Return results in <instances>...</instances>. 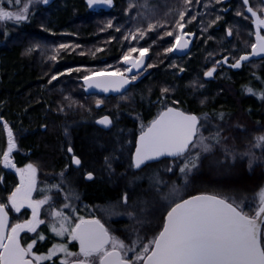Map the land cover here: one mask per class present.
Masks as SVG:
<instances>
[{"label": "trees", "instance_id": "1", "mask_svg": "<svg viewBox=\"0 0 264 264\" xmlns=\"http://www.w3.org/2000/svg\"><path fill=\"white\" fill-rule=\"evenodd\" d=\"M143 1L145 0H137V2ZM130 4L134 7L130 8ZM205 4L208 7H204ZM9 6L15 7L16 5L9 4ZM137 6L134 0H113L111 6L93 7H89L87 0H53L47 6L39 5L33 11L35 13H30L26 21L19 24L7 23L10 25L11 31L9 32L14 31L17 35L29 36L31 34L33 37L39 35L58 45L71 43V40H74L73 44L77 45L76 49H60L59 55L55 58L54 74L56 75L66 73L70 76L71 70L80 67L96 66V70L109 69V71L120 69L122 64L120 61L130 47L149 48L146 65L156 55L164 59L168 56L176 60H183L182 58L187 57L189 53H192L191 57L194 55L190 60L185 59L186 70L182 68L184 72L179 77L176 71H169V67H166L167 64L164 63L150 69L141 79V87L136 92L139 96L149 97V92L152 90L149 100L146 103L140 100L131 103L130 116L123 117L118 122L113 120L112 128L108 132L94 125V117L103 115V108L90 101L94 97L93 93L96 92L85 93L79 81L81 76L73 75L69 79H58L50 85L48 77L45 76L47 74L42 73L45 70L43 64L39 65L40 62L37 63L29 57L28 51H24L20 44L11 43V39H2L0 36V40L3 41L0 44V117L11 128L13 137L17 139V147L22 154L29 152L32 157L38 158L44 171L53 172L61 169L60 166L65 164L63 169L72 172L66 176L74 181L72 182L74 186L81 187L82 194L79 196L78 193V196L85 203H102L106 196L114 192L119 194V190L109 187L108 182L97 180L83 182L80 174L76 171L73 174L74 171L69 165L66 152L67 146H72L86 169H94L92 165L96 167L104 161L103 166L107 168L109 165L108 168L113 167L119 171L121 167L111 161L122 158V145L116 144L117 139L120 142V136L111 137L110 135L118 130V125L134 127V118L140 117L144 123L151 121L160 109L167 106L195 113L199 117H209L214 122H218V118L220 120L230 119L232 123L240 124L234 130L239 135L247 127L251 133L254 129L264 128V99L260 98V94L264 93V59L251 60L257 61L258 65L254 68L243 64L238 71L226 70L229 80L209 81L206 84V90L200 94L206 95L209 101L202 105L198 103L199 96L196 94V98L195 95H190L191 91L185 87L186 83L193 82L192 77L199 71L205 52L207 54L209 50H212L209 45L202 46L205 39L209 44H213L211 46H214L221 38H225L226 32L231 31V38L238 41L240 33L236 28L235 19L237 13L241 12V8H244L242 0H231L230 2L223 0L222 3H216L215 0H201V4H196L193 0L186 20L195 12L199 15L195 19L193 29L188 26L184 28V31L194 34V41L199 48H197L198 51L192 48L183 57L173 53L169 54L166 51L173 44L177 34L176 30H173V36H164L162 39L160 30L148 32L141 41L130 42L124 39V36L135 31L139 22L143 20L135 13ZM34 8L32 7V10ZM224 10H226L225 14ZM217 15H219V19H215L216 25L219 26L217 31L212 30L206 33L208 36L203 35L198 27L199 23L206 20L212 21L210 16L213 18ZM109 22L112 23V28L107 27ZM116 28L120 31H116ZM209 37L214 38V41ZM233 48H221L219 52L222 55L221 59L229 57L230 61L231 57L244 55L242 53L246 50L236 46ZM97 49H102V51H97ZM136 54L138 53L133 55ZM99 59L102 62L98 61ZM50 63L52 64L51 61ZM161 87L169 90L165 93L166 97L171 95L166 98L167 100L160 97ZM130 89L131 85L123 94ZM248 89H252L255 95L249 93ZM118 96L106 98H117ZM240 129L242 132L239 131ZM6 140L5 130L0 125V153L6 147ZM128 154L129 152H126V155ZM258 167H264V162L258 163L251 170L248 165L245 166V170L242 165H239L233 168V171L239 172L243 177H246L245 174L248 173L247 177L252 179ZM1 170L0 191L5 197L8 191H5L3 177L6 180L9 173L4 172L5 169L0 168ZM53 184L63 186V182L53 181Z\"/></svg>", "mask_w": 264, "mask_h": 264}, {"label": "snow or ice", "instance_id": "2", "mask_svg": "<svg viewBox=\"0 0 264 264\" xmlns=\"http://www.w3.org/2000/svg\"><path fill=\"white\" fill-rule=\"evenodd\" d=\"M215 2L222 3L223 0H215ZM5 3L20 7L16 11H9L0 6V23L19 24L29 18L31 4H48L49 0H0V5ZM112 3L113 0H88L89 7L111 6ZM183 3L186 7L177 10L178 19L174 23V29L177 31L175 43L166 49L167 52L184 51L190 43L185 37L193 35L184 32L186 23L196 19L192 16L185 22V17L191 10L188 6L192 5L193 0H183ZM195 3L201 4V0H195ZM242 4L244 12H238L237 15L244 16V19L251 18L255 26V42L251 44L250 55L264 56V35H261V29H264V0H259L258 6L255 7L250 0H242ZM129 7L132 8L134 5L130 4ZM204 7L208 5L205 4ZM245 12L250 14V17L245 15ZM107 27L112 28V23L109 22ZM157 27L163 25L149 23L146 30L137 28L125 35L124 39L130 42L142 40L148 32L156 30ZM115 30L120 31L119 28ZM173 34L171 30L163 33L167 36ZM228 35H232V32L229 31ZM60 47L65 48L67 45ZM148 52L147 47H130L122 57V63L127 65L125 69L112 71L102 69L99 72L89 73L83 77L87 89L120 92L138 78L137 75L129 77L127 73L133 70L139 73L142 68L152 67L151 64L145 65ZM134 53L138 55L134 56ZM55 58V56L51 57V59ZM249 59L248 54L242 55L231 66L239 68L241 62ZM215 70L213 67L205 75L212 77ZM57 78L54 75L52 80ZM168 91L165 88L162 93ZM247 91L255 95L252 89ZM260 98L264 99V93L260 94ZM100 103L101 101L98 100L97 106ZM96 122L105 127L112 123L107 116ZM3 127L7 130L8 136L7 151L2 154L3 167L16 171L19 184L8 196L7 203L0 202V264H44L45 261H52L53 257L59 254H63V258L59 259L58 264H264V187L258 190V199L257 196H253L251 200L239 202L212 194H199L177 200L176 190L173 189L166 198L170 200V204L164 216L162 230L147 241L137 235L130 244H126L116 237L101 219L73 215L77 209L70 201L78 199L75 193L70 192L65 196L63 207L57 208L49 193L62 191L61 184L39 189L44 193L43 198L33 199V193L38 190L37 169L31 163L23 168H17L12 160V153L16 147L13 132L7 124ZM204 127L205 125L196 115L167 107L150 122L146 129L142 126L134 152V167L139 169L148 161L171 157L174 158V162H181L178 171L187 183L188 175L200 166L202 156L212 152L221 144L219 131L205 135ZM253 147L264 148V135L254 138ZM68 151L72 152L71 147ZM225 154L226 156L230 154L228 149H225ZM243 155L249 157L250 170L258 163L264 162V157H257L250 151ZM235 158L232 154V159ZM72 163L79 166L81 161L73 156ZM167 171L169 173L174 171V163L167 168ZM87 178L92 179V174L89 173ZM155 183L161 184L162 181L156 179ZM122 203L128 204L127 194L122 197ZM9 206L16 213H20L21 209H30L31 218L10 225L7 210ZM45 206H47L46 215L50 217V231L54 236L59 237L61 242L54 244L46 254H37L33 252L37 241L46 239L37 231L40 225L45 224V220L41 219V209ZM63 209H69L70 214H65ZM103 211L108 217L115 215L109 209ZM127 215L129 218H135L133 212H128ZM25 232L35 236L30 242L22 244L21 233ZM64 237H68L66 242ZM73 241L78 243V251L70 250L69 245ZM129 253H132L131 257Z\"/></svg>", "mask_w": 264, "mask_h": 264}, {"label": "rangeland", "instance_id": "3", "mask_svg": "<svg viewBox=\"0 0 264 264\" xmlns=\"http://www.w3.org/2000/svg\"><path fill=\"white\" fill-rule=\"evenodd\" d=\"M53 0H49V3H51ZM88 1V0H87ZM138 4L137 9L135 10V13L137 15L141 16L142 21L139 22L138 28L141 30H146L147 25L149 23L157 24V25H163V27H157L156 30L161 31V35L167 31H175L174 26L172 24L175 23V21L178 19V11L177 10H183L186 6L183 3V0H145L143 2H137ZM231 0H226V2H230ZM48 3V4H49ZM250 3L255 7L258 6L259 0H250ZM48 4H45L44 6H47ZM5 5V6H4ZM3 7L6 8V10L9 11H16L20 6L11 7L9 4H4ZM39 5H43V3H34L30 5V13L34 14L33 12L36 8H38ZM1 6V5H0ZM32 7H35L32 10ZM190 7V6H188ZM226 10L223 11V13ZM241 12H244V8H241ZM225 14V13H224ZM197 14H191L189 16H195L197 17ZM245 15L250 14L245 12ZM219 17V15L214 16L212 21H204L202 23H199L198 27L202 31L201 33L205 35L209 31H217L219 28L218 25L215 23V19ZM234 19V18H231ZM237 23V29L239 30V39L237 41L231 38L230 35H228V32H226L225 38H221L218 43L214 46H211L213 44H209L207 40L205 39V43L202 46L209 45L212 50H209V52L203 55V59L201 61V66L199 67V71L196 72L194 77H192L193 82L186 83L185 87L186 89H189L191 91L190 95H195L194 97L197 98L196 94L199 96V104L202 105L209 101V98L206 95H200L201 92H204L207 88L206 84L209 81H223V80H229L227 71L228 69L224 68L223 66H217L216 63L221 61L222 55L219 53L221 48L229 47L233 48L234 46L246 49L244 53H249L251 50V44L255 42V26L252 23V19H244V16L237 15V18L235 19ZM250 21V22H249ZM185 22H187L185 17ZM233 22V21H232ZM6 23H0V36L2 39H11V43L20 44L24 51H28L29 57H32L35 62L39 63V65L43 64V67L45 70L42 72L46 77H48V82L50 85L55 83L58 79H69L70 76L73 75H79L81 78L79 81H81L85 93H89L86 87V84L83 80V77L86 75H89L91 72H97L100 70H96V66L92 67H80L74 70H71L70 76H68L66 73L63 74H54V67H56V62H54L55 59H51L52 56L57 57L59 55V51L64 49L72 50L73 48H77V45L75 46L73 44V39L71 40V43H64L61 45H67L65 48H61V45L54 44L51 42L50 39L42 38V36L34 35V37L30 34L29 36L24 35H17L16 33L9 32L11 31L10 25ZM195 23V19L192 20L191 23H186V27L190 26L193 29V24ZM206 23V24H205ZM7 26H4L6 25ZM213 26V28H211ZM172 27V28H170ZM185 32V31H184ZM6 33V34H5ZM185 33H192V32H185ZM193 34V33H192ZM215 36H217V32L214 33ZM160 35V36H161ZM207 35V34H206ZM261 35H264V29H261ZM167 36V35H163ZM208 36V35H207ZM168 37V36H167ZM188 40H190L193 45L192 48L196 51L197 48H199L198 44L195 43V36L190 35L187 36ZM210 38V37H209ZM44 39V40H42ZM212 41H214V38H210ZM0 40V44H1ZM141 41V40H138ZM3 42V41H2ZM216 42V41H215ZM175 43V37L173 44ZM195 43V44H194ZM54 44V45H53ZM172 44V45H173ZM206 44V45H205ZM71 47V48H70ZM82 49H85V47L81 46ZM191 48V50H192ZM235 49V48H233ZM169 54H172V52H169ZM44 55V56H43ZM136 54L135 56H137ZM192 53H189L187 57H183L181 59H172L166 57V59L161 58L160 55H156L155 57L151 58L148 64H151L152 67H146L144 70L137 74L138 78L131 83V89L117 98H106L103 95L99 94L98 92L93 93L94 97L90 99L91 102H94L97 104V101H101L100 106L103 108V115H109L112 117L114 122H118L123 119V117H129L131 108L130 106L136 101L140 100L143 102H147L152 95V90L149 92L150 96H142L139 94L137 95V89L141 87L140 81L141 79L150 71V69H153L154 67L160 66L161 64H167L166 67H169L168 70H174L176 71V74L178 77L186 70V64L185 59L190 60ZM160 56V57H158ZM186 56V55H185ZM241 55H238L237 57L230 58L231 63H235L236 60ZM45 57V58H43ZM50 60L52 64L50 63ZM102 62L100 59L98 60ZM257 61H249L248 63L244 64L246 67L254 68L257 67ZM97 63V62H96ZM122 63V60L120 61V64ZM147 64V65H148ZM183 66V67H182ZM213 67H215V72L213 73L212 77H207L205 73L209 70H211ZM125 66H122L120 70L125 69ZM184 69L181 71V69ZM47 72V73H46ZM57 76L58 78L56 80H52L53 76ZM51 81V82H50ZM162 88V87H161ZM165 89L162 88L160 90V97L161 99L167 100V97L165 96V93H162V90ZM167 89V88H166ZM172 94V93H169ZM132 103V104H131ZM147 105V104H146ZM220 108V107H219ZM61 111V110H60ZM102 116V115H100ZM94 117V120L98 117ZM131 119V118H129ZM133 120V119H131ZM201 123L205 125L203 131L205 135L209 134H215L216 131H219L221 128V131H219L221 136V144L219 146H216L212 152L202 156L200 166L193 170L191 174L187 177V183H185L184 178L181 176V174L178 171L179 166L181 165L180 161H170V160H164L156 164L148 165L146 168L141 170L140 172L134 173L131 169L130 164V155L133 148V138H134V132L142 130V126L145 127L147 123H144L140 117L134 118V127H130L127 125H118V130L110 135L111 137H118L120 136V142L119 140H116L117 145H122L121 147V159H113L111 163H115L116 165H119L121 167V170L116 171L113 169V167L103 166L102 162L101 164H98V166H93L94 169H91L90 171L94 174L95 178L100 182H108L109 187L115 188L116 190H119V194L114 192L110 196H106L105 200L103 201V207H95V208H88L86 206H78L74 207L77 209V211L73 214L75 216H84L89 217V215H93L94 217L101 219L102 223L106 224V227H110V231L119 239L123 240L126 244H130L132 240L136 239L137 235H139L144 241H147L149 239H152L155 235L158 234V232L161 230L163 226L164 221V215L166 213V210L169 207L170 200L166 199L169 197L170 193H172L173 189L176 190L175 199L182 200L185 197L195 194V193H205V194H212L217 195L221 197H228L235 199L237 202L241 200H251L253 196H257L258 199V190L261 187H264V167L260 168L258 167L255 170V177L250 178L243 177L240 175L239 172H234L233 168L242 165L244 170L245 166L248 165V159L249 157L244 156L243 153L245 152H252L257 157L261 156L264 157V148L256 149L253 147L254 138L264 135V128H257L254 129L251 133L249 127H247L246 130L243 131L241 135L238 134V132H235L234 130L237 129L239 123H232L230 119L220 120L218 118V122L212 121V119H209V117H200ZM234 120V119H233ZM222 126V127H221ZM249 129V130H248ZM240 129L239 131H241ZM250 131V132H249ZM242 132V131H241ZM116 135V136H115ZM239 136V137H237ZM230 137V138H229ZM15 141V139H14ZM91 142V141H90ZM15 144L16 141H15ZM8 147V142L6 144V147L2 153H0V168L5 169L3 167V160H2V154L6 152ZM225 149L229 150V155L226 156ZM17 145L15 148V151H17ZM129 150V151H128ZM126 152H129L128 155H126ZM232 154L235 155V160L232 159ZM27 162L24 163L23 167H25L27 164L31 163L34 165V167L37 169V171H43V165L36 157H29V154H27ZM104 162V161H103ZM174 163V171L169 173L167 171V168L169 166H173ZM108 164V163H107ZM65 164L61 165L60 168L63 170ZM22 167V168H23ZM110 169V170H108ZM2 172V170L0 171ZM233 177V178H232ZM235 177V178H234ZM48 177L41 178L40 174H36V183H37V191L33 193V199H41L43 198L44 193L39 191V189L46 188L50 186L48 184L49 182ZM232 178V179H231ZM159 179L162 181L161 184L155 183V180ZM2 189V188H1ZM3 192L0 191V202L7 203L5 200V197H3ZM54 192L49 193V195L54 196ZM127 194L128 196V204L125 205L122 203V197ZM4 199V200H3ZM63 206V203L61 204ZM9 209L10 206L8 207ZM46 209H41V219L45 220V224H42L37 229L38 232L44 231L47 228L45 226H49L50 217L46 215ZM104 209H109L115 215L108 217L106 216ZM12 212L13 221L11 224H14L16 222H24L28 219H30L31 213L28 214V216H24L21 209L20 213H16L15 211ZM133 212V215L135 218H129L127 213ZM35 234L32 233H26V241L30 242L34 238ZM51 238L54 241V243L61 242L59 237L54 236V234H51ZM68 240V237H64V241L66 242ZM74 241L69 245L70 250L72 251H78L77 246H73ZM34 253L40 254L36 250V246L33 249ZM48 252V251H47ZM42 253V254H46ZM129 256H132V253H129ZM63 258V254H59L56 257H53L52 261H45L47 263H53L58 264L59 259Z\"/></svg>", "mask_w": 264, "mask_h": 264}, {"label": "flooded vegetation", "instance_id": "4", "mask_svg": "<svg viewBox=\"0 0 264 264\" xmlns=\"http://www.w3.org/2000/svg\"><path fill=\"white\" fill-rule=\"evenodd\" d=\"M43 5H45V4H43ZM187 39H188V37H187ZM190 41V40H189ZM191 42V41H190ZM192 43V42H191ZM192 45H193V43H192ZM192 48V47H191ZM227 69V68H226ZM144 70V69H143ZM229 70V69H228ZM141 73V72H140ZM139 74V73H138ZM137 75V74H136ZM105 97V96H104ZM166 108V107H165ZM164 108H162V109H160L159 110V112H161L162 110H163ZM180 109V108H179ZM182 110V109H181ZM184 111V110H183ZM159 112L153 117V119H155V117L159 114ZM186 112V111H185ZM188 113H192V112H188ZM193 114H195V113H193ZM196 115V114H195ZM109 116V115H108ZM197 117H199L198 115H196ZM110 118H111V121H112V124H113V119H112V117L111 116H109ZM200 118V117H199ZM142 119V118H141ZM152 119V120H153ZM4 120V119H3ZM151 120V121H152ZM151 121H148V122H146L147 123V125L144 127V128H146L149 124H150V122ZM4 124H6V122H5V120H4ZM4 124H0L1 125V127H3V125ZM128 126V125H127ZM135 126V125H134ZM4 128V127H3ZM4 130H5V135H6V144H7V142H8V136H7V130L4 128ZM141 131L142 130H140V131H135L134 132V138H133V147H134V142H135V139H136V137H137V135L138 134H140L141 133ZM108 132V131H107ZM14 135V134H13ZM14 139H15V141H16V143H17V139L14 137ZM15 145H18V144H15ZM69 147H71V149H72V151H73V154L72 155H69L68 154V148ZM16 148V147H15ZM18 148V147H17ZM7 151V150H6ZM132 151H133V148H132ZM66 152H67V156H68V158H69V165H70V167H71V169L74 171V173L73 174H75L76 172H77V174H80V176H81V179H82V181L83 182H90V181H93V180H97L96 178H95V176H94V174L90 171L91 169H89V168H85L83 165H82V159L78 156V155H76L75 154V152H74V150H73V148H72V146H67L66 147ZM27 154H29V157H32L31 155H30V153L29 152H27L26 154H22V152L18 149L17 151H13V153H12V160H13V162L15 163V165L17 166V168H22L23 167V165H24V163H26L27 162ZM131 154H132V152H131ZM73 156H76V157H78L79 159H80V161H81V163H80V166H79V168H74L73 166H72V164H71V158L73 157ZM21 159V160H20ZM164 160H170V161H173L174 159H164ZM164 160H161V161H164ZM161 161H159V162H161ZM159 162H156V163H159ZM156 163H152V164H156ZM102 164H103V161H102ZM130 164H131V155H130ZM152 164H149V165H152ZM148 165H146L145 167H143L142 169H140L139 171H133L134 173H136V172H140L141 170H143L144 168H146ZM66 168V167H65ZM131 169H132V166H131ZM7 172V173H9L8 175H9V177H7L6 178V180L4 179V177H3V182H4V185H5V191H8V194H6L5 195V200L7 201L8 200V196L14 191V189L16 188V186L19 184V176L17 175V173H16V171L14 170V169H8V168H5V170H4V172ZM76 171V172H75ZM38 172V174H40V177L41 178H44L45 176L46 177H48V176H50V178H49V182H48V184L51 186V185H53V181H56L57 183H59V182H63V186H62V191H59V192H57V191H53L55 194H53L54 196H52V198H53V201H54V203H55V205L57 206V208H62L63 206H61V204L62 203H64L65 202V196H67L70 192L71 193H75V195L76 196H78V193H79V196H80V194H82V190H81V187H79V186H74L73 185V183L72 182H74V181H72L68 176H66V175H68V174H72V172H70V171H66V169L64 170H61V169H59V170H55V171H53V172H51V171H49V172H47V171H37ZM61 173H63V177H61ZM89 173H91L92 174V176H93V179L92 180H90V181H85L84 180V178H85V176L87 175V174H89ZM0 174H2V172H0ZM98 181V180H97ZM72 183V184H68V183ZM78 196V199H76V201H75V199H73V200H71L70 201V203L73 205V207H78V206H86V207H88V208H95V207H103V202L102 203H96V204H92V203H85V202H82V198L81 197H79ZM35 199V198H34ZM8 211H9V217H10V225H11V223H12V219H13V217H12V210L11 209H7ZM63 211L65 212V214H70V210L69 209H63ZM21 213H23L24 214V216H28V214L29 213H31V210L30 209H27V208H25V209H22V212ZM92 217H94L93 215H89V217H86V218H92ZM30 218H31V215H30ZM96 218V217H95ZM47 229L46 230H44V231H40L45 237H46V239L45 240H43V241H37V244H36V250L40 253V254H42V253H45V252H47L55 243H54V241L52 240V238H51V234H53L51 231H50V228H49V226H45ZM26 233L27 232H25V233H21V238H22V240H21V242H22V244H25L26 242ZM73 246L75 247V246H77V248H79V246H78V243L77 242H75V243H73ZM44 264H49V263H47V262H44ZM50 264H53V263H50Z\"/></svg>", "mask_w": 264, "mask_h": 264}, {"label": "water", "instance_id": "5", "mask_svg": "<svg viewBox=\"0 0 264 264\" xmlns=\"http://www.w3.org/2000/svg\"><path fill=\"white\" fill-rule=\"evenodd\" d=\"M185 38L187 39V37H185ZM191 47H192V43L190 42L189 45H188V48L185 49L184 51H179V50H177V51H174V52H172V53L175 54L176 56L183 57V56L187 55V54L190 52ZM251 51H252V49H251V50L249 51V53H248V55L250 56V59H249L248 61H243V62H241V66H242L243 64H245V63L251 61V60H261V59H264V56H260V57H252V56L250 55V54H251ZM244 55H246V54H244ZM241 56H242V55H241ZM147 60H148V54H147V56L145 57V65H146ZM224 61H226V62H224ZM228 61H229V57H224L223 59H221V61L217 62V66L222 65L224 68L230 69V70H232V71H238V70L241 68V66H240L239 68L232 67L231 65H233L234 63H229ZM122 65L125 66V67H127V65H125V64H123V63H122ZM143 69H144V68H142V69L140 70V72H142ZM140 72H139V73H140ZM136 74H138V73L136 72V70H133L131 73H127V75H128L129 77H130V76H133V75H136ZM130 84H131V83H130ZM130 84L126 85L125 88H123L120 92H113V91L102 92V91H100L99 89H95V88L87 89V90H88L89 92H98L99 94H101V95H103V96H105V97H109V96H112V97H113V96L121 95V94H123L124 92H126L127 89L130 87ZM86 87H87V85H86ZM167 107H172V108H174V109H177V110L183 111V110H181V109H179V108H177V107H174V106H167ZM167 107H166V108H167ZM166 108H164L163 110H165ZM163 110H162V111H163ZM183 112H185V111H183ZM159 113H160V112H159ZM185 113H187V114H193V113H188V112H185ZM158 115H159V114H158ZM158 115H157V116H158ZM194 115H195V114H194ZM105 116H107V117L111 120V118H110L108 115H103V116H100V117H98L97 119L94 120V125H95V127H97L98 129L107 132V131H109V130L112 128V123H111L108 127H105V126L100 125V124H98V123L96 122V121H98L99 119H102V118L105 117ZM157 116H156L155 118H157ZM0 124H4V120H3V118H1V117H0ZM145 129H146V128H145ZM140 134H141V133H140ZM140 134H138L137 137H136V139H135L134 147H133V151H132V154H131V166H132V170H133V171H139L140 169H142V168L145 167L146 165H149V164H152V163H156V162H159V161L164 160V159H174V158H171V157H161V158L158 159V160H154V161H148V162H146V163H145L144 165H142L141 168H139V169L135 168V167H134V152H135L136 144H137L138 137H139ZM68 154H69V155H72V154H73V151H72L71 153H69V151H68ZM71 164H72V166H73L74 168H79V166H80V165H79V166H76L75 164H73V163H72V158H71ZM87 175H88V174H87ZM87 175H86L85 178H84L85 181H90V180L93 179V178H92V179H88V178H87ZM92 177H93V176H92ZM199 194H205V193H195V194H191V195L185 197L184 199H187V198H190V197H192V196L199 195ZM165 215H166V213H165ZM165 215H164V216H165ZM9 222H10V217H9ZM161 230H162V228H161Z\"/></svg>", "mask_w": 264, "mask_h": 264}]
</instances>
